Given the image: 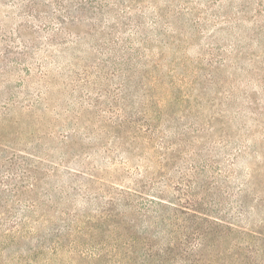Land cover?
Listing matches in <instances>:
<instances>
[{"label": "rangeland", "instance_id": "1", "mask_svg": "<svg viewBox=\"0 0 264 264\" xmlns=\"http://www.w3.org/2000/svg\"><path fill=\"white\" fill-rule=\"evenodd\" d=\"M71 1L0 0V104L10 90H44L46 130L59 138L37 163L41 184L74 215L40 230L23 217L22 171L36 161L20 150L23 129L11 130L13 148L0 149V264H193L204 215L264 232V0H87L82 19L66 12ZM127 19L145 70L166 76L134 82L145 99L123 89ZM124 110L138 123L115 130L110 117ZM132 178L151 179V192L127 191ZM174 203L202 212L187 220ZM210 221L201 227L225 234L205 240L201 264H242L245 253L264 264V243Z\"/></svg>", "mask_w": 264, "mask_h": 264}, {"label": "trees", "instance_id": "2", "mask_svg": "<svg viewBox=\"0 0 264 264\" xmlns=\"http://www.w3.org/2000/svg\"><path fill=\"white\" fill-rule=\"evenodd\" d=\"M118 1V0H117ZM119 2V1H118ZM71 3L74 5L73 7H68L66 9V12L73 13V19H82L83 16H86L87 10H88V1L87 0H72ZM126 26L130 29V33L124 37L123 41V56L121 61V67L124 70L123 74L125 75L126 85L123 86V89H126L125 96H128L130 93L132 95L137 94V97L139 98H146V85L145 84H137V87L134 86L135 83H141V81L144 78H149V76L154 72L155 76L157 78L165 79L166 76L164 73L161 72V70H155L151 73L147 72L144 68L145 63L149 62L148 54L147 52L142 50V44L138 41V37L136 36V33L138 32L137 29V22H132L131 19H127ZM134 25V26H133ZM148 58V59H147ZM154 56L151 58L152 62H155ZM147 62V63H148ZM157 65V62L153 64V67ZM29 68V67H28ZM157 68V66H156ZM28 70V69H27ZM43 72V71H42ZM115 71H113V74ZM139 79V82H137ZM21 88L23 87V83H25V79L21 77ZM7 90V89H6ZM10 90V89H9ZM7 92V91H6ZM20 93H22V89L19 91H15L14 97L12 90L9 91L8 97H6V101L0 104V149L4 150L8 147H12L8 142V137L11 135V130L14 132L18 129L22 133L26 135L28 138V142L22 147L21 152L25 153V159L30 158L33 161H36L34 164H29L30 169L26 170L24 169L23 177L25 179L27 178L28 184L22 185L21 187H27L29 188V197L25 198L24 200L21 198L16 199V204L18 207L26 209L27 213L26 215H23L24 218H30L32 221V224H35L33 227L40 230L42 225H46L49 222L52 224L61 225V228H64L67 224V221L70 220V215L72 218L73 210H67L63 208H59L57 202L54 203L53 199L50 198L47 195V191L44 188V186L41 184V181L44 180L47 177V173L43 172L42 175L39 174V169L41 166H38L41 164L44 160H49L48 158L51 156L52 153H50V147L48 146V143H51V140H54L56 138H59V135L57 132H53L50 130H46L47 125H45L43 112H44V104H43V93L44 90L39 87V89L36 88V90H32L29 93H26L24 97H20ZM172 95V91L170 92ZM114 99V96L112 97ZM121 99H125L123 96H121ZM111 106V103L108 104V108ZM110 122L114 126L115 130L121 129V131H129V129H126L125 127L127 124L135 123L138 121L134 119V115L132 113H127L124 110L123 115H116V117H110ZM20 133V132H19ZM13 136H15L13 134ZM27 155V156H26ZM28 155H30L28 157ZM9 157H7L5 160V163H7ZM39 163V164H37ZM2 163H0L1 166ZM65 167V166H64ZM71 170L75 171L77 170V173L82 174L83 176L89 175V176H95V173L92 169H84V168H70ZM137 176H140V173H138ZM151 179L147 180H141L142 183H139V179H133L131 183H128L129 189L127 191H131L135 194H143L145 193L147 189L153 188V185H149ZM134 182V183H132ZM41 187V189L39 188ZM45 190V192H43ZM39 193V195L34 196L33 193ZM15 194V193H13ZM160 195H157L160 199H164V196L161 193H158ZM153 202L157 203L158 201ZM52 204L55 210V213L51 214L50 210L52 209ZM163 206H168L167 203L161 202L160 203ZM175 211H177L179 214L183 215L185 219H189V215L196 216V212L200 211L197 208L193 207H186L183 204H172L171 205ZM192 208V209H191ZM5 205H0V210H4ZM141 210V208H138ZM106 210V209H105ZM189 212H192L189 213ZM202 212V211H200ZM38 213V216H36ZM0 218H6L7 215L0 213ZM36 214V215H35ZM206 214V213H205ZM214 216V215H213ZM217 217V216H216ZM9 218V217H8ZM202 219L203 223L200 226L195 228V235L198 238V245L195 246L196 249H198V254L200 256L199 259L195 258L193 261V264H201L203 256L201 255V251L204 250L203 243H205V240L208 237H215L216 235L221 236V234L224 233V230L221 231L222 233H213L211 234V230L208 227V230L205 227H201L202 225H208L207 222L210 220H213L214 223L219 224L220 226H227V231L229 233H241L245 238L244 240L248 242H252V240H257L262 243H264V232L263 231H255V230H246L241 229L240 227H236L235 229L230 227V223H224V221H219L217 218L211 219L209 215H204L202 217H199ZM223 219V218H222ZM212 222V221H210ZM186 231H184V235L182 236V239L180 242H184L189 238V225H186ZM225 234V233H224ZM170 243V242H169ZM264 249V244L262 245ZM263 249L261 248V258L264 261V253ZM254 255L257 256L258 251H253ZM259 255V254H258ZM202 256V257H201ZM245 256L243 258L242 264H253V262L250 260L251 256L250 254L245 253ZM205 259V257H204Z\"/></svg>", "mask_w": 264, "mask_h": 264}]
</instances>
